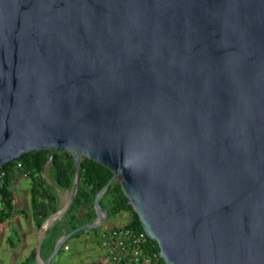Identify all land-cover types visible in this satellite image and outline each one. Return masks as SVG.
<instances>
[{
  "label": "water",
  "instance_id": "water-1",
  "mask_svg": "<svg viewBox=\"0 0 264 264\" xmlns=\"http://www.w3.org/2000/svg\"><path fill=\"white\" fill-rule=\"evenodd\" d=\"M38 151L65 212L83 158L111 177L37 264L110 184L164 264H264V0H0V167Z\"/></svg>",
  "mask_w": 264,
  "mask_h": 264
},
{
  "label": "rangeland",
  "instance_id": "rangeland-1",
  "mask_svg": "<svg viewBox=\"0 0 264 264\" xmlns=\"http://www.w3.org/2000/svg\"><path fill=\"white\" fill-rule=\"evenodd\" d=\"M51 166L52 164H46L41 170L40 177L48 187L49 193L55 198V211L39 225L35 224L30 215L28 177H22L19 172H14L9 179L7 189L13 199L11 210L3 211L0 200V213L4 212L1 215L3 220L0 221V264H20L28 258H33L31 264H37L38 260H45L46 254L51 251L55 242L69 232L65 208L70 197L73 177L70 187L59 188L51 177ZM89 209L88 201L77 207L70 223L75 229L84 225H81L82 219ZM56 212L58 214H55ZM48 217L50 219L42 229ZM128 217L129 214L125 211L107 217L102 225L96 228L99 231L97 234L106 231L109 227L123 226ZM40 235L42 238L39 242ZM96 235L89 232L86 235L83 233L77 237H70L61 246L67 249L61 248L49 264H106L104 250L99 247Z\"/></svg>",
  "mask_w": 264,
  "mask_h": 264
},
{
  "label": "trees",
  "instance_id": "trees-1",
  "mask_svg": "<svg viewBox=\"0 0 264 264\" xmlns=\"http://www.w3.org/2000/svg\"><path fill=\"white\" fill-rule=\"evenodd\" d=\"M49 155L50 151L26 153L18 159L0 167V200L3 205V211H10L12 208L13 199L8 192L7 185L14 172H19L20 174L24 173L29 179L30 215L36 225H39L43 219L55 211V198L49 193L48 187L46 186L44 180L40 177L42 164ZM17 163L20 164L19 169L16 168ZM51 168V177L54 180L56 186L59 188H68L71 186V180L74 171L72 160L67 154H56ZM110 177V171L100 164L84 158L80 161V177L77 192L69 210L66 213V222L69 224V232L75 229V227L70 224L74 217L75 210L78 206L86 204V201L89 202L90 209L86 216L82 219L81 225L89 223L94 218V212L92 209L93 197ZM125 201L126 199L121 193L119 185L110 184L103 195L99 198L98 204L101 208L107 211V217L114 216L121 211L127 212L129 217L124 226L126 228L142 231L137 216L135 213H133L130 206L125 205ZM3 213L4 212L0 213V221L3 220V216H1ZM97 231L98 230L96 228L90 229L88 231H79L74 233L71 237H77L80 234L89 232L95 233L96 235ZM96 237V240L98 241V234ZM143 250L147 254L155 255V258L153 261H151V264H164L157 256L158 248L156 244L150 239H146L145 248ZM50 252L51 251L46 254V257ZM32 262L33 258H28L20 264H31Z\"/></svg>",
  "mask_w": 264,
  "mask_h": 264
},
{
  "label": "built area",
  "instance_id": "built-area-1",
  "mask_svg": "<svg viewBox=\"0 0 264 264\" xmlns=\"http://www.w3.org/2000/svg\"><path fill=\"white\" fill-rule=\"evenodd\" d=\"M20 168V164H16ZM22 177L26 174L21 173ZM146 235L143 231L119 227H109L98 234L99 247L104 250L106 264H151L154 254L144 252ZM66 250L67 247H63Z\"/></svg>",
  "mask_w": 264,
  "mask_h": 264
},
{
  "label": "crops",
  "instance_id": "crops-1",
  "mask_svg": "<svg viewBox=\"0 0 264 264\" xmlns=\"http://www.w3.org/2000/svg\"><path fill=\"white\" fill-rule=\"evenodd\" d=\"M99 232V231H98ZM85 235H86V233H85Z\"/></svg>",
  "mask_w": 264,
  "mask_h": 264
}]
</instances>
